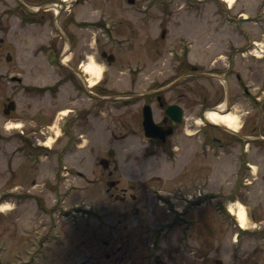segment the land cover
I'll list each match as a JSON object with an SVG mask.
<instances>
[{
  "label": "rangeland",
  "instance_id": "rangeland-1",
  "mask_svg": "<svg viewBox=\"0 0 264 264\" xmlns=\"http://www.w3.org/2000/svg\"><path fill=\"white\" fill-rule=\"evenodd\" d=\"M91 1L93 7H96L95 2L103 1L111 3V6L115 5L117 10H125L116 19L123 22L122 37L126 42L124 47L110 49L115 60L109 67L105 61H98L106 69L110 87H119L117 77L120 82L127 81L124 72L125 68L131 67L129 65L143 63V69H167L164 60L157 57L160 53L164 56L167 49L180 51L183 47L191 49L194 45L192 52L187 50V56L192 64L200 66L198 71L212 72L217 76L230 72V112L240 120L236 134L255 140L249 145L244 143V146L243 142L223 128L212 124L204 125L200 121V117L196 115L199 102L204 99L208 104L205 108L207 110L219 103L223 104L226 94L219 78L204 76L189 77L186 79V85L182 87L186 93L182 101L187 110L184 122L187 136L172 138L175 144H178L177 150H174L175 155L170 156L160 151L152 154L143 152L146 147L138 136L130 135L121 139L123 127H135L136 116H126L117 110L103 114V122H100V119L93 120L96 131H86L82 137L84 141L78 143L81 141L77 136L82 129L78 125L75 126V121L80 124V116L78 115L76 120L73 118L71 124H64L65 130L59 131L66 118L59 121L56 110L74 109L79 107L80 102L75 99L70 102L72 94L65 88L61 96H54L52 101L48 96L41 98L42 93L36 90V85L50 83L53 80V70L38 69L41 62L27 59V50L36 47L33 35H51L49 21H36L35 24L29 25L19 15L14 14L8 18V5L6 14L2 15V10L5 9L3 4L7 2L15 8L17 3L15 0H0V106L14 100L18 108L8 119L0 113V120L6 122V134L19 129L15 128V125L24 121L27 141H30L29 144L14 140L8 142V171L4 170L6 167L3 166L7 160H0L3 162L0 165V203L6 207L0 215L8 218V225L18 233L15 238L20 242L18 237L27 234L31 236L34 233L37 222L34 216L38 215L37 212L43 207H46V210L60 209V215L67 209L73 212L74 209L87 210L90 213L92 211V214L80 216L78 212H71V216L67 215L65 219L60 217L61 230L67 237V242L65 246L60 247V256L57 257L62 263L72 257L68 255L69 241L73 242H70L73 245H70L69 251L75 254V258L83 257V254L89 251L88 246H93L92 252L99 251L104 254L101 235H106L100 227L122 226L129 221H135V226L139 227L140 221L146 219L148 210L156 206L153 195L156 192H174V184L183 185L187 193L193 196L204 192L220 193V198L225 200L226 205L236 207L238 216L239 205L243 206L248 214V218H244L242 222L243 227H264V140L257 139L264 137V56L254 57L247 51L251 48L248 37L264 46V0H236L229 12L220 5L214 6L213 1H207L205 5H198L193 1L187 6H179L183 1L190 0H135L138 6H151L149 16H144L145 18L134 13L133 7L128 5L126 0ZM214 7L222 8L218 10V16H215ZM241 12L251 13L253 22L240 24L236 19L234 24L227 25L228 14L233 16ZM163 29L166 33L161 38L160 32ZM90 36L88 35L87 40ZM228 42L234 43L236 48L231 58L227 57L230 53L226 46ZM57 43L61 48L63 43ZM209 43L211 45L206 49L205 44ZM100 44L104 45L102 42ZM242 46L246 52L241 54ZM75 47L78 57L75 55L73 63L78 60L86 61L85 57L79 54V49L82 50L79 43ZM7 55L11 56L10 61L6 60ZM97 57L99 59V55ZM214 67L215 71L211 69ZM116 69L122 73H117ZM56 71L62 77L66 73L60 69ZM237 75L240 76L239 80L235 78ZM14 76L19 77L21 82L12 81L11 77ZM37 112H40L41 116H37ZM73 114H69L71 118ZM37 117L49 123L52 130L42 135L32 132L31 125ZM219 125L223 127V124ZM33 140L35 143L44 140L49 144L53 143V148L41 155L35 143L32 145ZM14 143L18 149H14ZM111 149L114 151L112 156L108 154ZM101 158L108 160L106 169L99 163ZM56 162L63 167L57 169ZM55 174L60 181L54 177ZM52 178L55 180L51 182L49 190L43 194L38 193L37 191L44 188L42 183ZM111 181L116 184L110 185ZM7 188L8 192L13 189L14 197L5 193ZM56 190L58 191L55 198ZM37 194L46 198L41 204V209L34 199ZM117 195L121 196V202L116 200ZM71 207L73 208L69 209ZM134 207L139 210L137 215L131 213ZM155 208L163 210L165 205L158 203ZM210 210L211 206H207L199 211L206 214ZM162 218L159 216L154 220ZM126 220L128 222H124ZM216 221L218 222V219L214 222ZM224 224L225 222L221 221L220 225ZM112 233L116 234V229L109 231V234ZM221 235L222 246L228 247V233L222 229ZM254 236L252 232L238 235L239 245L259 246L257 256L260 264H264V243L255 240ZM14 251L15 249L8 247V258L12 257L11 253Z\"/></svg>",
  "mask_w": 264,
  "mask_h": 264
},
{
  "label": "flooded vegetation",
  "instance_id": "flooded-vegetation-1",
  "mask_svg": "<svg viewBox=\"0 0 264 264\" xmlns=\"http://www.w3.org/2000/svg\"><path fill=\"white\" fill-rule=\"evenodd\" d=\"M15 1L18 4L15 8H12L7 2L3 4L5 9L2 10V15L6 14L7 11L5 10H7L8 5V18L14 14L17 15L18 10H21V17L31 22L34 21V16L38 15L39 12L35 15L32 14L30 6H40L46 1L62 2V0ZM99 4L105 7L106 5H111V3L107 2ZM113 10L116 9L106 8L104 14L112 18L117 14ZM121 10L123 11L124 9ZM46 11L48 10H43L42 12ZM122 11L119 14L123 13ZM61 13L59 14L61 15ZM45 14L40 13L39 19L44 21L46 18ZM98 15L100 16L98 19L100 21L103 20L101 18L102 14ZM65 16L67 15L65 14ZM65 16L63 17L64 19L60 18V16L56 18L60 22L66 21V24L61 26L62 31L58 30L54 34L62 41L64 39L69 42L73 41L76 38V31L79 25V30L84 32L79 37L83 39H87L89 33H93L94 30L96 32L100 30L101 26L104 29L106 27L105 23L98 26L96 22L89 21L87 18L79 23H69L70 17L65 18ZM49 17L53 21L51 14ZM113 35L122 36L123 27L119 25L114 30ZM157 57L168 61L167 56H162L161 53ZM176 64L177 69H167L171 73L164 76L151 77V74L156 69H137L134 72L136 77H134L131 85L137 89L142 88V91L136 96L138 102L133 105V109L130 106L121 108L123 109L122 114L136 116V130L141 131V129L143 130V105H150L152 119L159 131L157 134L155 133L156 136H153L155 140H149L151 141L152 151H157V149L162 151L171 150L174 148L173 144L176 143L172 138L176 139L182 135L185 136L183 116L179 122H176L179 119L177 115L166 111L167 106L179 103L185 116L186 106L182 103V99L186 93L182 90L184 89L182 87L186 84L182 83L181 80L173 83L174 78L172 77L179 73L183 74L184 69L182 68L188 66V62L180 61ZM148 78L150 79L149 81H144ZM168 78L170 79L169 81H167ZM100 89L102 90L100 86L96 87V90ZM6 104L3 103L0 106V113H2V117L8 119V115H4ZM85 110L89 111V108ZM86 118L83 116L84 120ZM4 125L5 122L0 120V152L3 154L8 152V137L3 133L4 130L2 129ZM161 130L171 131V134L165 136L161 134ZM39 132L41 133L40 130ZM180 194L182 193L177 190L168 193L165 201L170 208L148 210L146 219L140 221L141 225L139 227L135 226V221L128 222L127 220L124 222H128V224L122 226H101L100 228L105 231L106 235V237L101 235V247L105 248L104 254L99 251L94 253L91 251L93 246H88L89 251L85 252L83 257L75 258V254L69 251L70 245H73L70 243L72 241H69L68 255L72 257L63 263L60 262L57 256H60V247L66 245L67 237L61 230L60 217L65 219L67 216L59 215L60 210L42 208L41 204L46 198L43 195H38L37 203L42 209L37 212L38 215L34 216L37 219L34 233L31 236L27 234L18 237L20 242L15 238L18 233L13 230L11 225H8V218L5 219L0 215V264H8V260L9 262H14V264H260V259L257 256V252L260 249L259 246L251 247L233 243L232 240L236 233L234 224L229 223L221 226L220 214L216 210H210L206 214L199 210L189 211L187 206H184L185 201ZM159 216L163 218L154 220V218ZM217 219L218 222H214ZM109 229H116V234H109ZM222 229L229 235L228 247L222 246ZM261 234L262 236L260 238L257 237L256 240L258 239L263 244L264 231ZM9 246L15 249L11 253V258H8Z\"/></svg>",
  "mask_w": 264,
  "mask_h": 264
},
{
  "label": "bare ground",
  "instance_id": "bare-ground-1",
  "mask_svg": "<svg viewBox=\"0 0 264 264\" xmlns=\"http://www.w3.org/2000/svg\"><path fill=\"white\" fill-rule=\"evenodd\" d=\"M224 1H226L227 3H232L234 0H224ZM82 68H83V71L89 75L90 83H93L99 79L101 71L91 61H89L87 63H83ZM223 106L224 105H221L220 109H222ZM204 117L210 123H214V124L221 123L231 130H237L240 126V120L232 112L227 113V114H222V113H220V110L213 109L210 111H206ZM239 208H240L239 217H240L241 221L243 222V220L245 218L244 208L242 205H239ZM0 209L3 210V209H6V207L1 206ZM229 210H231V211L234 210V207L231 205Z\"/></svg>",
  "mask_w": 264,
  "mask_h": 264
}]
</instances>
